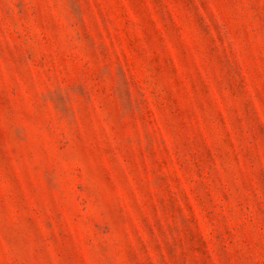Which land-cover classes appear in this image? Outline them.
<instances>
[{
	"label": "rangeland",
	"instance_id": "rangeland-1",
	"mask_svg": "<svg viewBox=\"0 0 264 264\" xmlns=\"http://www.w3.org/2000/svg\"><path fill=\"white\" fill-rule=\"evenodd\" d=\"M0 264H264V0H0Z\"/></svg>",
	"mask_w": 264,
	"mask_h": 264
}]
</instances>
